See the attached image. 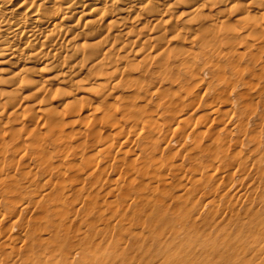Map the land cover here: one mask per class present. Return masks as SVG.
<instances>
[{
    "label": "bare ground",
    "instance_id": "6f19581e",
    "mask_svg": "<svg viewBox=\"0 0 264 264\" xmlns=\"http://www.w3.org/2000/svg\"><path fill=\"white\" fill-rule=\"evenodd\" d=\"M263 47L264 0H0V264H65L68 258L84 264L87 258L81 251L70 252L64 247H88L92 244L93 235L107 225L104 223L95 229L81 218V232H74L79 230L76 229L71 233L65 227L68 221L65 225L60 223L61 218L64 216L65 219L68 214L66 211L75 213L76 202L65 196L63 188L53 194L49 191L55 190L61 183L57 182L60 177L58 166L47 159L50 155L46 150L48 146H54L56 154L62 155L61 161L68 156H76L75 149L82 148L79 157L87 165L94 160L98 162L99 157H109L107 144L106 147L101 144V148H94V152L89 153L96 147L94 145L106 142L114 133L125 134L121 138L124 137L123 142L127 143V133L131 132L134 134L131 143L138 140L141 143L139 157L143 162L139 164L145 161L146 165L141 166L147 169L144 166L148 161L153 163L156 160L154 153L169 132L171 137L162 142L163 146H167L175 137L185 140L193 131L183 135L191 122L184 116L189 103L182 102L183 96L171 94L160 84L152 86L143 79L139 81L141 75H154L162 81L170 79L178 82L179 77L172 73L181 71V81L193 85L199 81L197 74L201 71V65L214 66L222 75L219 77L223 78L225 70L218 64L219 60H223L233 83L227 77L221 79L226 82L229 94L225 89V92L218 91V101L213 100V104H209L207 115L210 120L216 119L217 115L228 119L236 113L234 108L239 99L245 101L246 106L242 103L244 110L250 109V104L247 105L252 100L249 92L256 85L252 80L260 77L254 63L259 59ZM241 59L244 60L243 67ZM260 69L263 68L260 66ZM135 71L138 75L134 74ZM121 81L133 86L134 96L120 97L116 103L107 102L106 99L113 95V90ZM178 84L181 85L180 82ZM190 84L184 87L188 89ZM241 85L246 88L240 89ZM186 89L187 92L191 91ZM87 95L93 96V100H100L90 101ZM140 95L141 98L147 96L141 105L135 100ZM151 96H156L159 103L150 105L148 98ZM59 106L60 110L57 111L56 107ZM238 114L241 116L240 112ZM158 117H162L163 121L158 122L161 121L157 120ZM64 118L75 127L71 133L81 139L76 146L66 140L67 136L60 125ZM119 118L128 125L118 126ZM241 122V119L238 120L234 126L244 132L245 127ZM206 130L209 133V129ZM219 131L224 132V126ZM226 136L231 139L229 130L225 132ZM159 137L163 139L158 140ZM211 138L212 144L209 143L210 147L205 149H213L223 156L220 148L224 138L220 139L217 135ZM27 147L35 156L36 164L32 170L29 166L18 168L19 158H14ZM103 151L107 153L104 152L106 157L102 155ZM238 153H235V158L239 161ZM188 159L190 170L188 177H185L187 180L184 178L186 181L181 183L178 178L176 184H182L185 192L199 193L198 200H202L203 204L211 205L213 201L220 203L222 197L209 195L203 182L204 168L195 160ZM123 161L125 164H122ZM126 162H120L118 175L125 170L127 173L143 174L139 173L143 172L141 166L138 165L140 169L134 168L132 162L131 165ZM148 166L152 165L148 163ZM156 166L157 171L151 169L150 173L154 172L155 177L151 175L154 178L146 184L151 191L158 189L156 192L161 190L162 193L165 185L168 188L172 181L161 178L164 172ZM173 166L172 169L180 172V167ZM196 173L200 177L195 178ZM150 174L144 173L146 177ZM31 178H34L35 184H32ZM152 181L154 186L149 184ZM128 182V176H117L104 196L115 192V195H119L117 185ZM137 186L142 192L141 187ZM43 188L46 190L43 191ZM33 197L35 200H32ZM179 197L175 195L176 199ZM158 199L155 201L161 200ZM85 202L79 201L77 204L86 207L88 204ZM101 203L109 205L111 202L102 199ZM220 204L225 206L226 201ZM90 207L95 208L92 204L86 209ZM122 207L120 209L125 208ZM209 210H212L214 218L230 217L226 212L220 213V206H212Z\"/></svg>",
    "mask_w": 264,
    "mask_h": 264
},
{
    "label": "rangeland",
    "instance_id": "374dc122",
    "mask_svg": "<svg viewBox=\"0 0 264 264\" xmlns=\"http://www.w3.org/2000/svg\"><path fill=\"white\" fill-rule=\"evenodd\" d=\"M231 23H233L232 20ZM262 50L263 51L259 53V59L254 63V68L256 67L255 69L257 71L259 70L260 77L259 79L255 78L252 80L255 82H253V84H256L254 85V89L249 92V96L251 95L250 98L252 100H250L249 103L246 102L248 103L247 105L250 104L248 106L250 109L244 110L246 106L244 104L245 101L239 99L238 105L234 108L235 111H237L232 114L233 116L231 115L232 119L231 116L227 119L226 117L217 115L214 121L210 120L207 115L208 108L213 104V100H215V102L218 101L216 97L218 91L221 92V90L223 91L224 89L227 91L228 86L226 82L224 83L221 79L227 77V79L233 83L232 77L229 75V70L227 67L225 68L226 65L223 60L218 61V64L223 66L225 70L223 78L219 77L222 75L218 74L214 66L201 65V71L197 74L200 82H195L196 84L193 83V85L187 81H181L183 74L181 71H173L172 73V75L177 74L179 77L178 82L177 80L172 81L170 79L162 81L159 80V78H155L154 75H141L139 81L143 79L145 83L152 86H159L160 84V86H163L162 88H166L165 90L169 89L167 91L171 94L176 93V96L178 93L181 95L179 97L183 96L182 102L184 101L185 104L189 103L187 104L189 108L187 107V110L184 111V116L191 121L186 126L183 135H185V132L188 134L190 130L193 131V134L189 133L185 140L175 137L167 146H163L162 142L171 137L170 132H166L168 135L165 134L167 136L165 139L161 138L162 136L159 137L158 140H160V138L163 140L159 145L160 147L156 150L157 152L154 153L156 162L153 160V163H151L146 160L147 166L144 167H147V169L141 166L145 161L139 164L143 160L140 159L142 157H139L141 156L139 152L141 143H139V140L135 143H131L130 140L134 137V134L131 132L127 133L129 139L127 143L126 141L123 142L124 137L121 138L125 136V134L122 135L123 133H120L116 134V136L114 133L110 136L112 138H108L107 141L109 143L106 141L100 143L98 146L94 145L96 147H93V151L86 149L89 153H93L96 148H101L102 145L106 147L105 144H107L106 150L110 152L107 155L109 159L106 157L107 153L105 150L102 155H104L107 160L99 157L98 162H95V160L94 162L90 161L91 163L87 164L89 166L85 165L83 160L79 157L82 148L75 149L76 156H68L69 158L67 157L62 161V155L60 157L56 154L54 146H48L46 148V150L50 152L49 158L47 159H50L51 164L59 168L60 177L57 182L61 183L54 188L55 190L51 189L49 191L53 194L54 191H59L60 188H63L66 192L65 196L73 200L74 203L76 202L74 207L76 210L75 213L73 211H66L68 214L65 216V219L63 218L64 216L61 218L60 223L65 225L68 221V225L66 224L65 227L67 226L66 228L69 232L71 231V233L76 229L79 230L74 232H81L83 228V221L80 222L79 220L81 218L85 219V221L88 224L90 223L95 229L99 228L104 223L107 224L103 229L105 232H103V230L100 232L97 231L95 236L93 235L91 238L92 244L88 245V247L81 245L79 247L65 246L64 249L66 251H81L85 259L87 258V262L84 264H264V231H262L264 230V47ZM243 61L244 60L241 59V67L244 65ZM260 66L263 69H260ZM134 74L138 75V72L135 71ZM179 82L182 86H179ZM181 82H183V84ZM186 82L192 87L188 85L189 87L186 89ZM184 85H186V88ZM239 88L244 89L246 87L241 85ZM184 89L188 91L191 89V91L187 92ZM133 90V86L128 82L121 81L116 89L113 90V95L106 99V101L116 103L120 101V97H132L134 96L132 95ZM227 92L226 94H229V89ZM87 98L93 102L100 100H93V96L88 95ZM145 98H147V96L141 98L140 95V97L137 98L138 100H135L141 105ZM56 99L58 100V98ZM148 100L150 105L159 103L156 96H151ZM242 103L245 106H243ZM240 106H243L242 110H239ZM56 110L59 111L60 106L56 107ZM238 112L241 113V116H239L240 114H238ZM207 116L208 118L205 119ZM158 118L157 120H161L158 122L163 121L161 119L162 117ZM240 119L245 127L244 132L239 130L238 126H234V123ZM195 122L196 124H194ZM120 124L128 125V123H124L122 118H119V123L117 125L120 126ZM60 125L63 133L67 136L66 140L69 141L71 145H78L81 139L75 137L74 134L71 133L75 127H73L66 118L61 121ZM221 126H224V132L219 131ZM190 127L192 128L190 129ZM206 129H209V133H207ZM228 130L231 134V139H228V136L225 138V132H228ZM196 132H202V134L198 133L195 137L194 134L196 135ZM213 135L214 137L217 135L220 139L224 138V144L220 148L223 156H219L213 149H205L209 146V143L212 144L210 140ZM28 140H26V143ZM198 148L201 149V151H199ZM104 152L106 154H104ZM236 152H239L237 155L239 161L235 158ZM215 154L217 155L215 156ZM156 156L159 157V164ZM14 158H19V161H17L18 168L21 167L25 169L26 166H29L32 170L33 166L36 164L34 159L35 156L32 155L28 147L26 150L16 154ZM188 158L195 160L198 165L204 168L205 172H202V178L209 195H213L214 198H216V196H221V202L226 201L225 206L221 205V202L218 203L216 201H213L211 205L203 204V202H201L202 200H198L199 193L185 192L182 184H176V179L178 178H180L181 183L187 180L186 178L190 170V160ZM121 159L127 161L126 164L128 165H131L132 162L134 168L136 166L140 169L139 166H141L143 172L139 171V173H143L142 175H144V173L145 175L152 173L153 169L157 171V168H154V166L157 167V164L161 171L163 170L162 172H164L161 178L169 179L172 181V185L168 186V188L167 185H165V188L163 186L164 192L161 193V190L156 192L158 189L151 191L149 189L150 186L147 185L148 183L146 184L147 181L151 182L150 179L155 177L154 172L147 177L145 175H138V173H127L128 171L125 172L126 170L122 171L123 173L120 172L119 174L121 175H118L117 173L121 171ZM148 163L154 166H148ZM122 164H125V162L123 161ZM174 164L181 168L180 172L172 169ZM165 165L168 167H164ZM196 174L197 176L195 178L200 177L198 173ZM116 175H126L128 176V180L133 182L124 183L122 186H120V184L117 185L119 195H121L123 199L119 195H115L116 192L112 194L113 196L110 193V195L107 194V196L109 195L108 198L104 196L106 195L105 192H107L108 188L111 186L113 179L115 180L117 178ZM220 175L223 177L220 178ZM30 180L33 182L32 184H35L34 178ZM138 181L140 182L137 183ZM140 184L144 185L141 187ZM149 184L154 186L153 184L155 183L152 181V183ZM136 185H139L141 187L140 189L143 191L141 190L142 192H140V190H138L139 187H136ZM42 190L45 191L46 188ZM75 190L77 191L75 192ZM120 190L122 191L120 192ZM34 193L35 192H33L32 195H34ZM177 194L180 195V197L176 199L175 195ZM143 195L147 197V200L144 199L145 197ZM117 196H119V199ZM125 196L129 198L127 199ZM115 197L117 198V202H122L123 200V205H121V202V204H118ZM157 197L161 198V200L155 201V199H158ZM102 199L108 200V202L111 203L115 200L114 202L117 204L113 202L115 205L113 203H108L109 205L104 203V205L101 203ZM32 200H35V198L33 197ZM79 201H86L85 203L88 204V206L93 204L95 208L90 207L91 209H86L88 206L79 207ZM93 202H95V204ZM122 206H125V208ZM212 206H220V213H228L230 215L229 219H226V217L224 219L212 217V210H209ZM121 207L123 209H120ZM108 208L110 209L109 211ZM29 211H31V209H29ZM110 211L112 212L109 214ZM84 213H86V215ZM121 213L122 215H120ZM107 217L109 218L107 219ZM1 226H3V223ZM13 232L16 231L13 229ZM18 237L20 238V236ZM66 260L68 263L65 262V264H79L77 260L73 261L70 258ZM79 260L80 259H78V261Z\"/></svg>",
    "mask_w": 264,
    "mask_h": 264
}]
</instances>
